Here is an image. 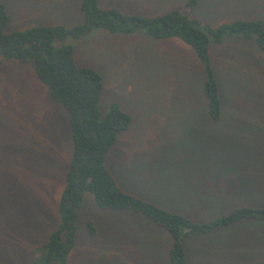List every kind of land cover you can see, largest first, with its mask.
Instances as JSON below:
<instances>
[{"label":"rangeland","instance_id":"1","mask_svg":"<svg viewBox=\"0 0 264 264\" xmlns=\"http://www.w3.org/2000/svg\"><path fill=\"white\" fill-rule=\"evenodd\" d=\"M186 1L101 0V6L152 18L184 10ZM0 3L11 18L8 34L84 22L82 0ZM189 15L214 27L264 21V0H202ZM240 41L210 44L222 100L217 122L209 116L203 65L181 40L97 29L59 44L72 47L79 67L103 76L101 115L116 103L132 119L108 158L124 191L198 223L241 207L264 208V52L253 40ZM72 155L69 115L39 80L35 62L0 58V261L39 258L60 223ZM77 229L69 264H170L173 238L165 229L135 211L100 209L90 192ZM184 246L186 264H264V221L194 235Z\"/></svg>","mask_w":264,"mask_h":264},{"label":"trees","instance_id":"2","mask_svg":"<svg viewBox=\"0 0 264 264\" xmlns=\"http://www.w3.org/2000/svg\"><path fill=\"white\" fill-rule=\"evenodd\" d=\"M202 0H187L184 10H173L157 17L128 14L117 8H102L99 0H82L84 22L72 28L37 26L6 33L10 16L0 3V58L35 62L39 80L52 98L69 115L73 155L59 203L60 223L39 248V258L31 264H69L76 245L77 221L83 206L84 192L94 196L103 210L135 211L165 229L173 238L170 264H186L184 241L194 235L224 231L246 219L264 221V208L241 207L211 222L198 223L124 191L108 168L118 134L130 128L132 119L120 105L112 104L105 116L99 110L104 89L103 76L93 68L79 67L70 46H59L68 39H81L94 30L134 34L145 31L157 40L178 39L191 46L205 73L204 94L210 118H222L219 82L213 68L210 44L224 43L226 38L253 40L264 52V21L237 20L219 27L205 25L193 13ZM91 236L96 235L92 222ZM0 264H6L0 261Z\"/></svg>","mask_w":264,"mask_h":264},{"label":"crops","instance_id":"3","mask_svg":"<svg viewBox=\"0 0 264 264\" xmlns=\"http://www.w3.org/2000/svg\"><path fill=\"white\" fill-rule=\"evenodd\" d=\"M202 2V1H201ZM201 2H200V4H201ZM99 3H100V6H101V0H99ZM199 4V5H200ZM102 7V6H101ZM199 7V6H198ZM197 7V8H198ZM102 8H117V9H120V10H122V11H124L125 13H127V11H125L122 7H119L118 5H112V6H104V7H102ZM133 14H136V13H133ZM212 27H214V26H212ZM236 39H238V38H236ZM238 40H241L240 42H242L243 44H248V40H244V39H238ZM244 41V42H243ZM249 41H251V40H249ZM120 185V184H119ZM121 187V186H120ZM122 188V187H121ZM130 194H132V195H136V194H133V193H130ZM139 197V198H141V199H144V200H146V201H149V202H151V203H153L152 201H150L149 199H146V198H143V197H141V196H139V195H136V197ZM153 204H155V203H153ZM155 205H157V204H155ZM159 206V205H158ZM171 211V210H170ZM173 212H176V213H180V212H177V211H173ZM180 214H182V213H180ZM184 215V214H183ZM184 248H185V246H184ZM185 251H186V249H185ZM186 256H187V252H186Z\"/></svg>","mask_w":264,"mask_h":264}]
</instances>
